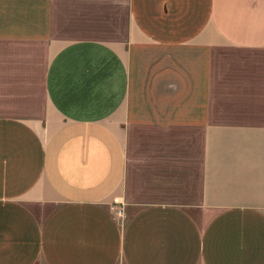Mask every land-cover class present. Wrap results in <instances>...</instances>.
<instances>
[{"label":"crops","instance_id":"obj_1","mask_svg":"<svg viewBox=\"0 0 264 264\" xmlns=\"http://www.w3.org/2000/svg\"><path fill=\"white\" fill-rule=\"evenodd\" d=\"M0 264H264V0H0Z\"/></svg>","mask_w":264,"mask_h":264},{"label":"rangeland","instance_id":"obj_2","mask_svg":"<svg viewBox=\"0 0 264 264\" xmlns=\"http://www.w3.org/2000/svg\"><path fill=\"white\" fill-rule=\"evenodd\" d=\"M117 206H118V204H117ZM114 208L112 209V210H114L115 212H116V215L119 217V218H121V219H125L126 218V215H125V208H124V205L123 204H120V206L119 207H116L115 208V206H113ZM121 210H123V215L121 216L120 215V211Z\"/></svg>","mask_w":264,"mask_h":264},{"label":"built area","instance_id":"obj_3","mask_svg":"<svg viewBox=\"0 0 264 264\" xmlns=\"http://www.w3.org/2000/svg\"><path fill=\"white\" fill-rule=\"evenodd\" d=\"M120 215H121V216L123 215V210L120 211Z\"/></svg>","mask_w":264,"mask_h":264}]
</instances>
